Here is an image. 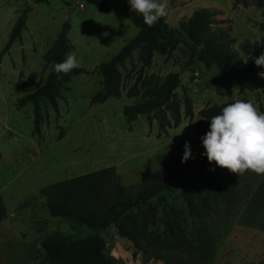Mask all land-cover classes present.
Returning a JSON list of instances; mask_svg holds the SVG:
<instances>
[{"label": "rangeland", "instance_id": "374dc122", "mask_svg": "<svg viewBox=\"0 0 264 264\" xmlns=\"http://www.w3.org/2000/svg\"><path fill=\"white\" fill-rule=\"evenodd\" d=\"M195 7L215 11L209 28L244 60L240 45L245 40L264 44V0H168L167 21L177 34L182 33V24ZM23 11L26 24L20 37L1 53ZM65 22L70 24L67 37L72 44L68 53L75 55L85 71L65 82L57 98L58 112L49 101L41 103L39 136L34 132L33 104L17 108V101L46 79L52 63L44 55ZM138 30L131 19L120 20L84 0H0V196L8 206L18 205L15 218L5 221L9 238L12 233L19 238L22 232L36 238L55 232L73 238L93 235L97 231L85 224L51 216L40 187L113 165L121 183L137 191L145 173L161 170L162 159L181 161L185 140L190 144L199 140L197 121L203 108L239 96L264 112V87L242 90L238 84L228 85L220 79L216 65L207 67L197 58L190 60L191 49L185 43L172 50H156L148 66H142L139 51H134L119 66L121 95L92 102L103 87L98 66L118 53ZM170 71L179 72L181 78L175 90L181 112L179 124H174L170 104L163 106L170 122L165 127L160 125L157 110L128 120L124 107L157 93ZM184 94L191 101L192 117L185 115ZM229 172L235 178L236 194L229 201L220 195L208 196L212 208L207 214L199 215L191 207L212 187L200 176L199 185L191 178L178 180L138 210L149 219L150 232L161 233L165 219L175 220L190 237L199 226L206 227L214 237V256L209 262L199 261L197 250L161 248L146 240L145 252L112 224L99 233L115 258L114 264H125L134 250L143 252V257L160 258L164 264V257L170 264H253L263 259L264 173ZM185 192L193 199L191 206Z\"/></svg>", "mask_w": 264, "mask_h": 264}, {"label": "trees", "instance_id": "16d2710c", "mask_svg": "<svg viewBox=\"0 0 264 264\" xmlns=\"http://www.w3.org/2000/svg\"><path fill=\"white\" fill-rule=\"evenodd\" d=\"M48 0H35L43 2ZM95 5L99 10L112 12L118 19L129 18L138 27V33L125 43L120 51L109 61L98 66L103 76L102 90L93 97L92 102H104L110 96L121 95V72L119 66L133 56L134 51H139L138 59L142 66H148L153 60L156 50H172L177 45L185 43L191 49L190 60L197 58L207 67L216 65L220 71L219 77L228 85H240L242 90H256L264 87V79L257 76V72L264 71L253 62V57L264 51V44L259 41L245 40L240 48L247 60L239 56L228 42L222 40L209 27L215 11L208 7L195 9L183 22L182 33L172 28L167 21V16L160 18L151 27L144 23L142 17L130 10L127 1L116 3L112 0H84ZM262 5V2H258ZM26 24V13L23 11L16 19L9 35V40L1 53L6 52L12 42L21 35ZM69 22H65L57 37L54 39L44 58L47 62H60L70 51L67 32ZM84 68H73L68 73H57L50 70L44 82L35 89L21 96L17 101V108H22L28 102L33 104L34 132L41 135L43 120L42 102L49 101L58 112L57 98L65 82ZM180 73L170 71L166 74L158 91L149 98L137 103L126 105L124 113L128 120L134 119L138 114L149 113L157 110L161 114L160 125L165 127L169 120L165 114L164 105L170 104L174 115V124L181 121L180 105L175 100V90L180 86ZM131 95L132 92H129ZM185 97V115L192 117L194 114L189 97ZM232 101V100H231ZM231 101L225 102L230 103ZM222 104H214L200 111L201 118L197 121L198 132L202 135L207 129V118L215 115ZM191 157L185 162L179 160L162 159L160 171L145 173L142 188L132 191L131 187L121 183L115 166L110 165L97 170L72 176L63 180L52 182L40 187L39 193L45 198V209L51 216L66 217L78 223L85 224L97 231L93 235L73 238L59 232L49 234L41 239V246L45 251L46 264H114L115 258L106 249L105 238L99 231L115 225L121 236L130 239L138 249L148 251L145 240L151 245L172 250H197L201 262H209L214 256L213 240L210 231L199 226L193 236L181 230L173 219L164 220V229L161 233L149 231V219L140 210L139 206L147 203L152 197L170 187L178 180L191 178L199 185V176L204 177L206 185L212 186L204 190L198 204L194 205L193 199L185 192L190 206L199 215L208 213L212 206L208 196L220 195L226 201L236 194L235 178L226 167L218 166L215 161L209 162L206 156L200 155L204 151L200 140L190 144ZM2 153L0 151V160ZM206 193H208L206 195ZM136 210V213L133 211ZM157 257V256H156ZM159 257V256H158ZM165 264L170 260L164 257ZM253 264H264V258Z\"/></svg>", "mask_w": 264, "mask_h": 264}, {"label": "clouds", "instance_id": "9594fccd", "mask_svg": "<svg viewBox=\"0 0 264 264\" xmlns=\"http://www.w3.org/2000/svg\"><path fill=\"white\" fill-rule=\"evenodd\" d=\"M127 3L149 27L167 16L168 0H127ZM253 62L264 69V51L253 57ZM78 67L75 55L68 53L62 61L54 62L52 69L57 73H68ZM257 76L264 79V71L257 72ZM207 119L208 129L199 137L204 149L200 155L239 175L246 170L264 173V112L251 101L237 96ZM182 147L183 163L191 157L190 142L185 140Z\"/></svg>", "mask_w": 264, "mask_h": 264}, {"label": "crops", "instance_id": "0c3cea01", "mask_svg": "<svg viewBox=\"0 0 264 264\" xmlns=\"http://www.w3.org/2000/svg\"><path fill=\"white\" fill-rule=\"evenodd\" d=\"M197 8L199 7L193 8L191 14ZM0 199V264H46L45 251L40 243L41 237H31L22 232L19 238L15 233L9 238V226L5 225V221L9 217L15 218L14 213L18 205L8 206L4 198L0 196ZM12 238L16 241L12 242Z\"/></svg>", "mask_w": 264, "mask_h": 264}, {"label": "built area", "instance_id": "2783aa9c", "mask_svg": "<svg viewBox=\"0 0 264 264\" xmlns=\"http://www.w3.org/2000/svg\"><path fill=\"white\" fill-rule=\"evenodd\" d=\"M83 6V3L80 4ZM143 252L139 250H134L131 254H128V258L125 264H164L160 258L155 257H143Z\"/></svg>", "mask_w": 264, "mask_h": 264}, {"label": "water", "instance_id": "95a60500", "mask_svg": "<svg viewBox=\"0 0 264 264\" xmlns=\"http://www.w3.org/2000/svg\"><path fill=\"white\" fill-rule=\"evenodd\" d=\"M70 10L72 11L73 10V7L70 6Z\"/></svg>", "mask_w": 264, "mask_h": 264}]
</instances>
